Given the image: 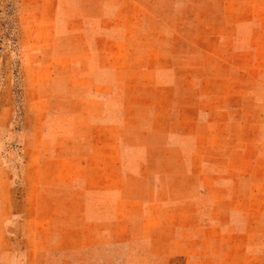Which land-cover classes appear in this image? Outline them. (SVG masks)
<instances>
[{"label":"rangeland","instance_id":"1","mask_svg":"<svg viewBox=\"0 0 264 264\" xmlns=\"http://www.w3.org/2000/svg\"><path fill=\"white\" fill-rule=\"evenodd\" d=\"M0 264H264V0H0Z\"/></svg>","mask_w":264,"mask_h":264}]
</instances>
